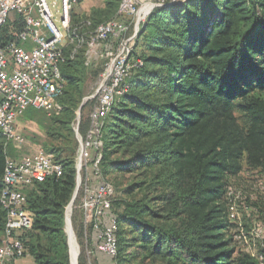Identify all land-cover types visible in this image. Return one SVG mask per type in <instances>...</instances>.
<instances>
[{"label": "trees", "instance_id": "obj_1", "mask_svg": "<svg viewBox=\"0 0 264 264\" xmlns=\"http://www.w3.org/2000/svg\"><path fill=\"white\" fill-rule=\"evenodd\" d=\"M120 2L108 0L111 17L103 22L73 20L79 36L89 38L116 18ZM140 29L136 44L151 30L148 53L140 57L133 52L144 66L133 71L128 92L106 119L102 172L111 148L124 159L125 172H145L146 182L139 186L147 184V193L126 207L122 220L117 217L116 258L103 255L92 239L93 261L120 264V224L131 222L140 226L134 241L141 244L142 262L258 264L248 256L235 258L227 187L243 171L244 160L248 169H264V101L259 96L264 92V0H187L154 10ZM79 53L63 67L66 86L59 104L65 113L53 118L67 125L71 137L67 113L76 108L72 95L80 89V77L66 72ZM238 101L254 127L239 124ZM30 110L24 118L36 119ZM12 150L0 138V195ZM75 154L73 148L65 157L55 156L63 166L61 178L25 191L34 223L22 240L25 257L36 264H70L65 211L76 188ZM5 224L0 206V245ZM82 257L89 259L85 249Z\"/></svg>", "mask_w": 264, "mask_h": 264}, {"label": "built area", "instance_id": "obj_2", "mask_svg": "<svg viewBox=\"0 0 264 264\" xmlns=\"http://www.w3.org/2000/svg\"><path fill=\"white\" fill-rule=\"evenodd\" d=\"M81 2L0 0V138L6 148L21 150L25 138L20 120L25 112L33 109L59 114V99L66 86L63 67L84 47L91 60L107 46L104 56L108 63L90 98H97V104L89 128L84 137L76 130L82 151L80 165L76 159V173L86 254L93 257V239L103 255L114 259L118 254V222L113 214L114 190L102 172L105 122L116 101L128 92L127 81L133 71L144 66L142 59L133 58L141 25L154 10L183 5L187 0H121L117 17L99 25L89 38L79 36V27L73 25V11ZM145 8L149 11L144 14ZM63 172V166L42 151L21 159L7 157L0 195V206L6 212L0 264H15L26 255L22 235L34 223L26 189L61 178ZM231 219H235L233 207Z\"/></svg>", "mask_w": 264, "mask_h": 264}, {"label": "rangeland", "instance_id": "obj_3", "mask_svg": "<svg viewBox=\"0 0 264 264\" xmlns=\"http://www.w3.org/2000/svg\"><path fill=\"white\" fill-rule=\"evenodd\" d=\"M114 0H112V3ZM108 0H82L73 11V20L81 21L82 19H92L96 23L103 22L111 17V6L107 5ZM145 25L142 24L141 28ZM141 30V29H140ZM151 30L145 31L140 35L139 41L136 44L134 53L140 57H146L148 53V40ZM85 38H87L85 36ZM107 46L98 51L91 60L87 57V48L84 47L79 53L78 60L67 68V74L73 73L80 77V89L73 93L76 108L67 113L70 119V127L74 136H69L67 125L55 124L53 118L55 115L65 113H53L48 115L45 112L30 110L29 112L36 117V119L20 120V127L25 138V143L21 150H12L10 157L21 159L26 155L37 151H42L51 156L55 160V156L65 157L68 151L75 148L76 154L74 159V167L76 171V159L79 158V137H84L85 130L90 125V115L97 104V98L88 100L79 113V109L85 99L91 98L95 95L101 81V75L106 68L108 59L104 56L107 51ZM69 78V75H66ZM66 77V79H68ZM259 96L264 101V92ZM65 100H63L64 102ZM235 116L239 124L246 129L254 127L255 124L248 116L243 103L236 102ZM66 108V105L64 106ZM80 115V121L78 116ZM42 122V123H41ZM80 122V123H79ZM41 123V124H40ZM54 123V124H53ZM83 127L80 132L79 127ZM78 130V134L76 133ZM107 135L109 133L107 132ZM50 150H53L50 151ZM111 148L107 149V160L104 164L103 175L104 178L111 184L114 190V207L113 214L120 217L121 220L125 213L126 207L134 200L141 199L147 193L146 185L139 186L140 182H146L144 171H137L129 173L124 171V159L117 154H113ZM79 155V156H78ZM77 184V173H76ZM153 195V192L152 194ZM79 192L74 202L73 209L70 210V217L68 218L67 230L72 240L76 239L80 248V257L83 249L86 250V241L84 238V230H82V213L78 209L80 204ZM227 199L229 201L230 209L235 208V219L230 220V229L228 236L234 238L231 246L235 249V258L239 256H248L255 260L258 264H264V169H248L246 161H243V171L239 177L229 180L227 187ZM69 207V205H68ZM67 207V208H68ZM66 208V210H67ZM72 212V215H71ZM66 216V211H65ZM141 235L140 226H134L131 222H122L120 224L119 240L120 246V264H160V262L149 261L142 262L144 254L141 250V244H135V237ZM236 237H241L237 240ZM75 243V241H74ZM76 245V244H75ZM72 263H76L78 252L75 257L72 253ZM88 261L82 257L78 259L82 264H95L92 257ZM34 263V261H33ZM19 264V263H18ZM24 264V263H21ZM35 264V263H34Z\"/></svg>", "mask_w": 264, "mask_h": 264}, {"label": "water", "instance_id": "obj_4", "mask_svg": "<svg viewBox=\"0 0 264 264\" xmlns=\"http://www.w3.org/2000/svg\"><path fill=\"white\" fill-rule=\"evenodd\" d=\"M90 100V98H87L84 100V102L82 103L80 109H79V113L81 112V110L83 109V107L85 106L86 102ZM78 121H80V115L78 116ZM78 191H79V182L77 181V184H76V188H75V191H74V195H73V198L71 200V203L69 204V206H73L74 205V202L77 198V195H78ZM68 210V208H67ZM67 210H66V216H65V233H66V236H67V240H68V246H69V254H70V264H73L72 263V254H71V240H70V236L68 234V230H67ZM75 241V244L78 248V255H77V258H76V264H78V259H79V256H80V248H79V245L77 244L76 242V239H74Z\"/></svg>", "mask_w": 264, "mask_h": 264}, {"label": "bare ground", "instance_id": "obj_5", "mask_svg": "<svg viewBox=\"0 0 264 264\" xmlns=\"http://www.w3.org/2000/svg\"><path fill=\"white\" fill-rule=\"evenodd\" d=\"M149 11V8H145L144 10H143V13L145 14V13H147ZM80 155V156H79ZM79 158L77 159L78 160V165H80V162H81V157H82V151H80L79 152ZM73 206H69L68 207V210H67V222H68V218L70 217V210H71V208H72ZM73 209V208H72ZM71 215H72V212H71ZM67 225H68V223H67ZM71 248H72V253H73V256L75 257V253H76V251L78 252V248H77V246L75 245V243H74V240H72V235H71ZM76 264V263H75Z\"/></svg>", "mask_w": 264, "mask_h": 264}, {"label": "crops", "instance_id": "obj_6", "mask_svg": "<svg viewBox=\"0 0 264 264\" xmlns=\"http://www.w3.org/2000/svg\"><path fill=\"white\" fill-rule=\"evenodd\" d=\"M33 261H34V259L32 257L27 256V257H25L23 259L18 260L15 264H18V263L19 264H21V263H24V264H34L35 261H34V263H33Z\"/></svg>", "mask_w": 264, "mask_h": 264}]
</instances>
